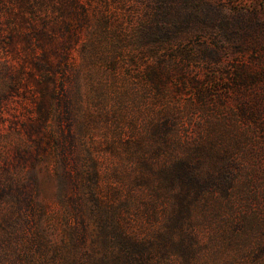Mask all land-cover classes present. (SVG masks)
<instances>
[{
    "label": "rangeland",
    "instance_id": "1",
    "mask_svg": "<svg viewBox=\"0 0 264 264\" xmlns=\"http://www.w3.org/2000/svg\"><path fill=\"white\" fill-rule=\"evenodd\" d=\"M0 264H264V0H0Z\"/></svg>",
    "mask_w": 264,
    "mask_h": 264
},
{
    "label": "trees",
    "instance_id": "2",
    "mask_svg": "<svg viewBox=\"0 0 264 264\" xmlns=\"http://www.w3.org/2000/svg\"><path fill=\"white\" fill-rule=\"evenodd\" d=\"M15 4L18 3V5L22 4L23 0H14ZM6 68H11L14 67V64H12L10 61L7 60V62L5 63Z\"/></svg>",
    "mask_w": 264,
    "mask_h": 264
}]
</instances>
